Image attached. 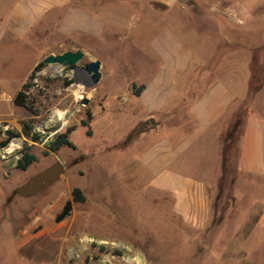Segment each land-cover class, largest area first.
I'll list each match as a JSON object with an SVG mask.
<instances>
[{
  "label": "rangeland",
  "instance_id": "1",
  "mask_svg": "<svg viewBox=\"0 0 264 264\" xmlns=\"http://www.w3.org/2000/svg\"><path fill=\"white\" fill-rule=\"evenodd\" d=\"M103 1L107 25L103 38L92 46L102 63L95 86L80 72L92 62L87 53L75 71L59 65L35 69L49 55L78 50L52 28H35L29 48L0 46V79L6 81L3 92L0 86V143L10 139L0 149V264H264V213L253 218L257 226L247 236L238 233L248 226L249 197L264 205V189L245 187L237 191L243 197L239 205L231 202L229 180L235 177L239 134L230 152L231 174L215 202L214 226L196 233L172 214L169 195L148 188L146 176L129 164L132 153L125 141L137 135L125 133L134 118L124 106L114 108L123 103L127 79L138 80L158 65L149 44L169 27L203 60L206 65L200 68L209 70L210 77L220 76L243 92L240 131L254 104L264 117V0ZM214 1L243 3L253 17L243 28L227 26L223 11L208 10ZM219 32L231 41L220 42L214 35ZM241 37L243 43H238ZM35 51L39 56L32 65ZM203 75L192 81H201ZM24 84L29 87L21 90ZM251 87L259 91L250 99ZM20 90L25 107L14 103ZM26 125L31 127L28 138L21 135ZM153 125L148 121L146 126ZM70 127L74 147L48 151L46 144L55 134ZM35 133L39 137L33 140ZM23 151L34 156L26 170L16 166ZM55 162L63 164L65 173L53 185L39 195L19 197L18 186ZM74 188L81 189L84 202L72 200ZM67 201L72 202L70 216L55 222Z\"/></svg>",
  "mask_w": 264,
  "mask_h": 264
},
{
  "label": "crops",
  "instance_id": "2",
  "mask_svg": "<svg viewBox=\"0 0 264 264\" xmlns=\"http://www.w3.org/2000/svg\"><path fill=\"white\" fill-rule=\"evenodd\" d=\"M103 3V0L91 4H80L79 0H0V46L29 48L27 40L35 28H52L58 37L72 41V48L87 53L89 60L99 61L92 46L103 38L107 25ZM247 7L233 1H214L208 10L223 11L227 26L243 28L246 20L253 17ZM214 35L222 43L231 41L230 35L220 32ZM238 43H243V37ZM149 46L158 65L149 68L138 80L127 79L123 103L114 106L117 110L124 106L126 115L134 118L125 134L130 136L138 131L135 138L125 141L126 150L132 153L129 164L136 167V174L146 176L148 188L169 195L173 215L192 231L202 233L215 219L218 180L222 176L221 139L245 96L227 80L220 76L211 78L209 70L201 69L206 64L171 28L163 29ZM38 56L35 51L32 65ZM202 74L201 81H192L195 75ZM5 82L0 79L2 92ZM133 86L135 90L141 86L143 89L134 95L129 90ZM196 89L201 92L195 93ZM148 121L154 124L150 128L146 126ZM139 127L142 129L138 130ZM230 184L231 202L237 205V200L243 199L242 195L237 196V191L257 186L264 189V117L255 104L243 120L235 177ZM249 202L246 220L249 222L245 221L248 226L238 232L243 237L257 226L253 218L264 213V205L251 197Z\"/></svg>",
  "mask_w": 264,
  "mask_h": 264
},
{
  "label": "trees",
  "instance_id": "3",
  "mask_svg": "<svg viewBox=\"0 0 264 264\" xmlns=\"http://www.w3.org/2000/svg\"><path fill=\"white\" fill-rule=\"evenodd\" d=\"M38 66H35V69H37ZM27 87H29L28 84H24L23 87H21V90H25ZM251 92L249 93V97L250 99L254 96L255 93H257L259 91L258 88H253L251 87ZM143 89V86L139 87L137 90L133 91L134 95H138L140 93V91ZM18 91L15 96H14V103L16 105H20L21 107H25L26 106V102L25 99L26 97L24 96L23 91ZM245 108V105H241L240 107L237 108V110L234 111V113L232 114V121L230 124V127L227 131V133L223 136L222 140H221V152H222V156H221V168H222V176L221 178H219L218 180V195H217V199L220 195V192L222 190V187L224 185V182L226 181V179L229 177V175L231 174L230 171V152L232 151V143H233V139H234V135H238L239 134V138L240 135H242V129L241 131L239 130V127L241 125V116L243 114V110ZM88 121L91 120L90 115H87ZM82 125L85 127H88V122H86L85 120L82 121ZM30 130L31 127H29L28 125H26L24 127V129L21 131V135L24 137H29L30 135ZM74 129L72 127L68 128L67 131H65L64 133H56L54 138L52 140H50L47 144L46 147L48 149V151L50 152H57L62 146L65 147H74L73 143L69 140L68 135L71 131H73ZM90 130H88L86 132V135L89 136L90 135ZM137 133V132H135ZM135 133H132L129 137H133L135 135ZM39 137V135L37 133H35L32 138L33 140H36ZM237 156H238V152H237ZM34 161V156L25 153L24 151L21 152V158H19L16 162V166L18 168H20V170H26L27 167ZM232 178L229 180V182L231 183ZM72 200L75 202H84V195L83 192L81 191V189L79 188H74L72 190ZM216 199V200H217Z\"/></svg>",
  "mask_w": 264,
  "mask_h": 264
},
{
  "label": "water",
  "instance_id": "4",
  "mask_svg": "<svg viewBox=\"0 0 264 264\" xmlns=\"http://www.w3.org/2000/svg\"><path fill=\"white\" fill-rule=\"evenodd\" d=\"M189 0H177L179 4H185ZM84 53L80 50H75L73 52H63L57 55H49L41 61L38 68L47 65H59L63 66L68 71H75L78 63L83 59ZM101 63L98 60L92 61L85 64L82 70L86 73L91 81V86H95L101 78L100 73ZM84 104L87 105L86 99ZM10 144V139L0 143V149L6 148ZM65 173V167L60 162H55L50 167L46 168L42 172H38L20 187L16 188V193L19 197L28 198L39 195L43 193L47 188L53 185L59 177ZM72 211V202L67 201L62 208L61 212L55 217V222H60L64 218L70 216Z\"/></svg>",
  "mask_w": 264,
  "mask_h": 264
},
{
  "label": "bare ground",
  "instance_id": "5",
  "mask_svg": "<svg viewBox=\"0 0 264 264\" xmlns=\"http://www.w3.org/2000/svg\"><path fill=\"white\" fill-rule=\"evenodd\" d=\"M62 117H63V113H61V115H60V118H62ZM13 146H14V145L11 146L10 151L13 150V148H12Z\"/></svg>",
  "mask_w": 264,
  "mask_h": 264
},
{
  "label": "flooded vegetation",
  "instance_id": "6",
  "mask_svg": "<svg viewBox=\"0 0 264 264\" xmlns=\"http://www.w3.org/2000/svg\"><path fill=\"white\" fill-rule=\"evenodd\" d=\"M80 72L83 74V75H86V73L82 70V69H80ZM86 77H88L87 75H86ZM89 78V77H88Z\"/></svg>",
  "mask_w": 264,
  "mask_h": 264
}]
</instances>
